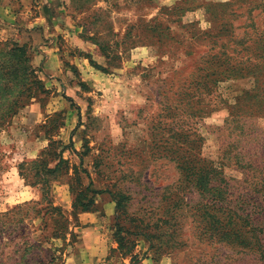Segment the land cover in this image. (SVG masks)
<instances>
[{
  "label": "rangeland",
  "instance_id": "obj_1",
  "mask_svg": "<svg viewBox=\"0 0 264 264\" xmlns=\"http://www.w3.org/2000/svg\"><path fill=\"white\" fill-rule=\"evenodd\" d=\"M0 264H264V0H0Z\"/></svg>",
  "mask_w": 264,
  "mask_h": 264
},
{
  "label": "trees",
  "instance_id": "obj_2",
  "mask_svg": "<svg viewBox=\"0 0 264 264\" xmlns=\"http://www.w3.org/2000/svg\"><path fill=\"white\" fill-rule=\"evenodd\" d=\"M137 27H139L142 31L145 32V37L143 39V41H136L133 38H136L137 36L134 35ZM236 37H231V39H229L227 42L231 43L227 45L228 48L231 47L232 51H235V47H239V45L243 46L246 42L245 37H243L242 39H237L235 40ZM254 40V39H253ZM253 40H249V42L253 41ZM124 42H129V48H134L136 45L138 44H147V45H156L157 43H162V39H161V34L160 32H158L156 25H145L143 28L141 26H137V24H132L128 27V29L126 30L125 33V38L123 39ZM241 41V42H240ZM217 41H214L213 43L215 44ZM249 47L248 45H245ZM5 52V54L10 57L11 59H17L19 62H26L28 59V54L26 51V48L24 46H18L17 44H14L12 47H6L3 50ZM219 55V56H218ZM215 53L213 55H205L202 57H199L198 62H202V63H208L209 66H212L213 64H219L222 63V65H218L220 67H222L223 69H225V72L228 73L230 76L236 75V74H240L246 71L245 68L240 67L242 64H244L245 62L249 61L250 59H246L245 61H242L241 59H231L233 56H229L227 54H224L223 52H221L220 54ZM215 57H219L222 58V60L219 62V60L215 61L217 63H215L213 60L215 59ZM117 56H114L113 59H116ZM232 62V63H231ZM90 64L98 70H101L102 72H107L106 68H103L95 63H91ZM110 65V63H108ZM222 73H224V71H222Z\"/></svg>",
  "mask_w": 264,
  "mask_h": 264
}]
</instances>
